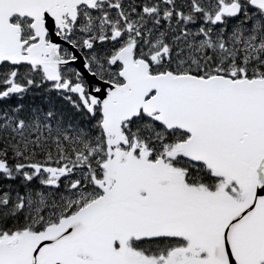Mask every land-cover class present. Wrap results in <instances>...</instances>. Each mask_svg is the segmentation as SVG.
<instances>
[{"label":"snow or ice","instance_id":"obj_1","mask_svg":"<svg viewBox=\"0 0 264 264\" xmlns=\"http://www.w3.org/2000/svg\"><path fill=\"white\" fill-rule=\"evenodd\" d=\"M0 264H264V0H0Z\"/></svg>","mask_w":264,"mask_h":264}]
</instances>
